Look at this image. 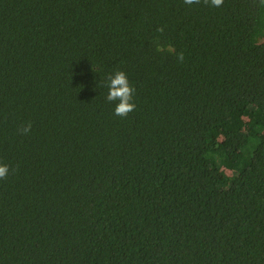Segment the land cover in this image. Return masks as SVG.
<instances>
[{
    "label": "trees",
    "instance_id": "obj_1",
    "mask_svg": "<svg viewBox=\"0 0 264 264\" xmlns=\"http://www.w3.org/2000/svg\"><path fill=\"white\" fill-rule=\"evenodd\" d=\"M0 163V264H264V3L0 0Z\"/></svg>",
    "mask_w": 264,
    "mask_h": 264
},
{
    "label": "clouds",
    "instance_id": "obj_2",
    "mask_svg": "<svg viewBox=\"0 0 264 264\" xmlns=\"http://www.w3.org/2000/svg\"><path fill=\"white\" fill-rule=\"evenodd\" d=\"M203 2L213 7H220L223 5L224 0H203ZM261 2L264 3V0H261ZM184 3L188 6L198 5L201 3V0H184ZM164 31V27L157 28V32L161 34ZM156 52L175 56L180 63H183L185 60L184 53L182 51L177 52L175 46L171 43L163 44L157 40ZM106 80V86L108 88L106 100L108 102H116L114 114L126 118L136 109V104L134 103L135 88L130 84L127 74L123 71H116L114 74L109 75ZM31 130L32 125L28 123L20 129V133L27 135ZM9 172L10 167L7 164L0 163V180L7 179Z\"/></svg>",
    "mask_w": 264,
    "mask_h": 264
}]
</instances>
